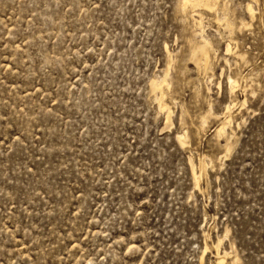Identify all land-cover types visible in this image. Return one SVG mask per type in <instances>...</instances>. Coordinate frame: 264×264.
Returning a JSON list of instances; mask_svg holds the SVG:
<instances>
[{
	"label": "rangeland",
	"instance_id": "374dc122",
	"mask_svg": "<svg viewBox=\"0 0 264 264\" xmlns=\"http://www.w3.org/2000/svg\"><path fill=\"white\" fill-rule=\"evenodd\" d=\"M219 1L0 0V264H264V0Z\"/></svg>",
	"mask_w": 264,
	"mask_h": 264
},
{
	"label": "bare ground",
	"instance_id": "6f19581e",
	"mask_svg": "<svg viewBox=\"0 0 264 264\" xmlns=\"http://www.w3.org/2000/svg\"><path fill=\"white\" fill-rule=\"evenodd\" d=\"M181 2V1H180ZM218 2H220L219 0H182V8L183 10H186L189 6L193 7L194 9L193 10H196V7H205L207 9H210V10H215L216 7L218 6ZM226 5V4H224ZM224 8V7H223ZM226 8V7H225ZM225 10V9H224ZM248 10H249V14L251 16H254V13H253V7L251 5H248ZM201 15V14H200ZM226 16V15H225ZM228 17V16H227ZM226 19V18H225ZM228 19V18H227ZM203 23L202 20L200 21V24ZM227 27V26H225ZM214 50L213 48V45H212V42L207 38L205 37L203 34H202V40L201 42H195L192 46H191V51H190V59L191 60H194L196 62V66L198 65H201V62L203 59H205V63L208 65L211 61V51ZM231 50V46L230 44L227 45V51H230ZM243 55V54H242ZM243 57V56H242ZM198 64V65H197ZM207 69V68H206ZM209 69V68H208ZM206 72V71H205ZM162 80V81H161ZM160 81H156L154 82L153 84V89L156 90V91H160L161 92V97H160V100L163 99V87L164 85L162 84L163 82H166L167 79H166V76L161 79ZM168 83V82H167ZM229 83H230V86L231 88H233L236 83H237V79L230 76L229 77ZM152 89V90H153ZM153 90V91H154ZM234 91V90H233ZM159 95V94H158ZM167 98V97H166ZM165 98V99H166ZM164 100V99H163ZM233 101V100H232ZM165 102V101H164ZM231 103V102H230ZM165 104V103H164ZM169 105V103H167ZM162 106V104H160ZM160 106V107H161ZM164 106V105H163ZM166 106V105H165ZM168 107V106H167ZM232 107V103L231 104H228L226 106V112H225V118L224 120L222 121L221 123V126L217 129V132L219 133V136L220 135H223L225 133V129H226V124L230 122V115H228L229 113V110L230 108ZM164 109V108H162ZM171 112V110L169 111ZM230 124V123H229ZM180 139L182 140V142H184V139L180 136ZM194 174H195V180H196V186H199V178L201 176L200 175H197V172L194 171ZM207 247V246H206ZM212 249V248H211ZM228 255L227 252H224V254H221L220 252H218V260L220 262H223L224 260L226 261V256ZM217 257V256H216ZM234 260V259H233ZM235 261H236V258H235ZM227 262V261H226ZM235 263V262H234ZM225 264V263H224Z\"/></svg>",
	"mask_w": 264,
	"mask_h": 264
}]
</instances>
